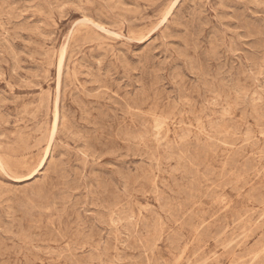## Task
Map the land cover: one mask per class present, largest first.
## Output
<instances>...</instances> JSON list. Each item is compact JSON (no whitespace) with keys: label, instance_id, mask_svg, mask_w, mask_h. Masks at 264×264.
I'll return each mask as SVG.
<instances>
[{"label":"rangeland","instance_id":"374dc122","mask_svg":"<svg viewBox=\"0 0 264 264\" xmlns=\"http://www.w3.org/2000/svg\"><path fill=\"white\" fill-rule=\"evenodd\" d=\"M0 11V264H264V0Z\"/></svg>","mask_w":264,"mask_h":264},{"label":"bare ground","instance_id":"6f19581e","mask_svg":"<svg viewBox=\"0 0 264 264\" xmlns=\"http://www.w3.org/2000/svg\"><path fill=\"white\" fill-rule=\"evenodd\" d=\"M100 1H101V0H100ZM175 1H176V0H175ZM177 1H178V0H177ZM92 4H93V2H92ZM122 4H123V3H122ZM147 7H148V6H147ZM135 9H136V8H135ZM139 9H140V7H139ZM172 9H173V8H172ZM94 10H95V9H94ZM114 10H115V9H114ZM90 11H91V10H90ZM171 11H173V10H171ZM171 11H170V12H171ZM0 12H1V11H0ZM90 13H91V12H90ZM97 13H98V11H97ZM98 14H99V13H98ZM0 15H1V13H0ZM167 16H169V15L167 14L166 17H167ZM96 17H97V16H96ZM86 18H87V17H86ZM86 20H87V19H86ZM87 22H88V21H87ZM163 22H164V21H163ZM171 22H172V21H171ZM80 23H81V22H80ZM88 23H89V22H88ZM90 24L92 25V23H90ZM109 24H110V23H109ZM83 25H84V24H83ZM121 25H122V24H121ZM95 27H96V26H95ZM50 28H51V27H50ZM84 28H85V27H84ZM96 28H97V27H96ZM99 29H100V28H99ZM108 34H109V33H108ZM105 35H106V34H105ZM110 35H111V34H110ZM110 35H109V36H110ZM113 37H115V36H113ZM114 39H115V38H114ZM141 39H142V38H141ZM49 40H50V39H49ZM135 41H136V40H135ZM65 49H66V48H65ZM65 49H64V50H65ZM60 50H61V49H60ZM77 50H79V49H77ZM189 51H190V50H189ZM59 52H60V51H59ZM63 52H64V51H63ZM60 54H61V52L59 53V55H60ZM62 54H63V53H62ZM64 54H65V53H64ZM146 54H147V53H146ZM189 54H190V53H189ZM62 57L64 58L65 56L62 55ZM45 58H46V57H45ZM59 58H60V57H59ZM63 58H62V59H63ZM69 58H70V57H69ZM71 58H72V57H71ZM145 58H146V56H145ZM152 59H153V58H152ZM152 59H151V60H152ZM151 60H150V62L152 63L153 60H152V61H151ZM70 61H71V59H70ZM61 62H63V60H61ZM61 62H60V63H61ZM143 62H146V61H143ZM147 62H149V61H147ZM195 62H196V61H195ZM60 63H59V64H60ZM143 64H144V63H143ZM146 64H147V63H146ZM193 64H194V63H193ZM68 66H69V65H68ZM68 66H66V68H67ZM110 67H111V66H110ZM143 67H144V66H143ZM155 67H156V66H155ZM155 67H154V68H155ZM144 68H145V67H144ZM147 68H148V66H147ZM56 71H57V70H56ZM142 71H145V70H142ZM155 71H156V70H155ZM157 71H158V70H157ZM66 72H68V71H66ZM147 72H148V71H147ZM100 73H101V72H100ZM144 73H145V72H144ZM242 73H243V72H242ZM46 74H47V73H46ZM65 74H67V73H65ZM68 75H69V73H68ZM89 75H90V74H89ZM93 75H94V74H93ZM105 75H106V74H105ZM150 75H151V74H150ZM150 75H149V76H150ZM90 76H91V75H90ZM66 77H67V76H66ZM152 77H153V75H152ZM155 77H156V76H155ZM160 77H161V76H160ZM204 77H205V76H204ZM153 78H154V77H153ZM156 78H157V77H156ZM57 79H58V78H57ZM59 79L61 80V77H60ZM154 79H155V78H154ZM181 79H182V77H181ZM202 79H203V78H202ZM64 81H65V80H64ZM93 81H94V80H93ZM155 81H156V80H155ZM158 81H159V80H158ZM183 81H184V80H183ZM56 82H57V81H56ZM58 82H60V81L58 80ZM117 82H118V81H117ZM146 82H149V81H146ZM185 82H186V81H185ZM149 83H150V82H149ZM154 83H156V82H154ZM183 83H184V82H183ZM56 84H58V83H56ZM179 84H180V83H179ZM63 85H64V84H63ZM72 85H73V84H72ZM143 85H144V84H143ZM150 85H151V84H150ZM153 85H155V84H153ZM157 85H159V84H157ZM56 86H57V85H56ZM105 86H106V85H105ZM38 87H40V85H39ZM70 87H71V86H70ZM114 88H115V87H114ZM153 88H154V87H153ZM153 88H152V89H153ZM181 88H182V87H181ZM117 89H118V88H117ZM185 89H186V88H185ZM193 89H195V88H193ZM235 90H236V89H235ZM136 91H138V90L136 89ZM152 91H153V90H152ZM192 91H193V90H192ZM214 91H215V90H214ZM228 91H229V90H228ZM58 92H59V91H58ZM58 92H57V93H58ZM140 92H141V91H140ZM183 92H184V91H183ZM216 92H217V91H216ZM107 93H108V92H107ZM117 93H118V92H117ZM117 93H116V94H117ZM136 93H137V92H136ZM180 93H182V91H181ZM191 93H192V92H191ZM191 93H190V95H191ZM58 94H60V93H58ZM79 94H80V93H79ZM111 94H112V92H111ZM116 94H115V95H116ZM118 94H119V93H118ZM182 94H183V93H182ZM115 95H114V96H115ZM58 96H59V95H58ZM58 96H57V97H58ZM74 96H75V95H74ZM111 96H112V98H114L113 95H111ZM127 96H128V95H127ZM136 96H137V95H136ZM72 97H73V96H72ZM117 97H118V96H117ZM181 97H182V95H181ZM183 97H185V96H183ZM115 98H116V97H115ZM124 98H125V97H124ZM136 98H137V97H136ZM167 99H168V98H167ZM181 99H182V98H181ZM181 99L179 98L178 101H181ZM204 99H205V98H204ZM58 100H59V99H58ZM64 100H65V99H64ZM111 100H112V99H111ZM238 100H239V99H238ZM116 101H117V99H116ZM146 101H147V100H146ZM204 101H206V100H204ZM220 101H221V100H220ZM56 102H57V98H56ZM181 102H182V101H181ZM117 103H118V102H116V106H117ZM182 103H184V102H182ZM214 103H215V102H214ZM79 104H80V103H79ZM123 104H124V103H123ZM140 105H141V104H140ZM142 105H143V104H142ZM213 105H214V104H213ZM55 106H57V105H55ZM91 106H92V105H91ZM119 106H120V105H119ZM207 106H208V105H207ZM214 106H215V105H214ZM143 107H145V106H143ZM215 107H216V106H215ZM61 108H62V106H61ZM126 108H127V107H126ZM140 108H141V107H140ZM152 108H153V107H152ZM176 108H177V107H176ZM193 108H194V107H193ZM56 109H57V108H56ZM56 109H55V110H56ZM121 109H122V108H121ZM128 109H129V108H128ZM164 109H165V108H164ZM174 109H175V106H174ZM72 110H73V109H72ZM110 110H111V109H110ZM129 110H130V109H129ZM153 110H154V109H153ZM153 110H152V113H153ZM192 110H193V109H192ZM225 110H226V109H225ZM79 111H80V110H79ZM162 111H163V110H162ZM156 112H157V111H156ZM191 112H192V111H191ZM142 113H143V112H142ZM145 113H146V112H145ZM152 113H150V114L152 115ZM154 113H155V112H154ZM114 114H115V113H114ZM123 114H124V113H123ZM128 114H129V113H128ZM128 114H126V117H127ZM130 114H132V113H130ZM166 114H169V113H166ZM257 114H258V113H257ZM69 115H70V114H69ZM140 115H141V114H140ZM170 115H171V114H170ZM56 116H57V115H56ZM91 116H92V115H91ZM99 116H100V115H99ZM124 116H125V115H124ZM144 116H145V115H144ZM144 116H143V117H144ZM148 116H149V115H148ZM148 116H147V117H148ZM161 116H162V115H161ZM161 116H160V117H161ZM168 116H169V115H168ZM32 117H35V116L32 115ZM114 117H115V116H114ZM132 117H133V116H132ZM132 117H131V118H132ZM140 117H141V116H140ZM145 117H146V116H145ZM145 117H144V118H145ZM162 117H163V116H162ZM162 117H161V118H162ZM166 117H167V116H166ZM169 117H170V116H169ZM169 117H168V118H169ZM205 117H206V116H205ZM253 117H254V116H253ZM198 118H199V117H198ZM30 119H31V118H30ZM62 119H63V118H62ZM137 119H138V118H137ZM145 119H146V118H145ZM145 119H144V120H145ZM153 119H154V116H153ZM158 119H159V117H158ZM162 119H163V118H162ZM60 120H61V119H60ZM90 120H91V119H90ZM138 120H139V119H138ZM141 120H143V118H142ZM141 120H139V121H141ZM169 120H170V119H169ZM180 120H181V119H180ZM210 120H211V119H210ZM254 120H255V119H254ZM257 120H258V119H257ZM257 120H256V121H257ZM106 121H107V120H106ZM147 121H149V120H147ZM158 121H159V120H158ZM164 121H165V120H164ZM164 121H163V122H164ZM211 121H212V120H211ZM21 122H22V121H21ZM62 122H63V120H62ZM66 122H67V121H66ZM93 122H94V121H93ZM151 122H152V121H151ZM161 122H162V120H161ZM5 123H6V122H5ZM54 123H55V122H54ZM82 123H83V122H82ZM96 123H97V122H96ZM101 123H102V122H101ZM106 123H108V122H106ZM111 123H112V122H111ZM193 123H195V122H193ZM13 124H14V123H13ZM64 124H65V123H64ZM113 124H114V123H113ZM118 124H119V123H118ZM137 124H138V123H137ZM139 124H141V123H139ZM139 124H138V125H139ZM162 124H163V123H162ZM100 125H101V124H100ZM165 125H166V124H165ZM199 125H200V124H199ZM221 125H222V124H221ZM234 125H235V124H234ZM54 126H55V125H54ZM95 126H96V125H95ZM102 126H103V124H102ZM104 126H105V125H104ZM109 126H110V125H109ZM109 126H108V127H109ZM112 126H113V125H112ZM226 126H227V125H226ZM56 127H57V125H56ZM70 127H71V126H70ZM70 127H69V128H70ZM217 127H218V126H216V128H217ZM224 127H225V126H224ZM227 127H228V126H227ZM66 128H67V127H66ZM111 128H112V127H111ZM156 128H157V127H156ZM162 128H163V127H162ZM167 128H168V127H167ZM187 128H188V127H187ZM189 128H190V127H189ZM198 128H199V127H198ZM53 129H54V128H53ZM121 129H122V128H121ZM175 129H176V128H175ZM109 130H110V129H109ZM109 130L107 131L108 133H110ZM118 130H120V128H119ZM118 130H117V132H118ZM161 130H162V129H161ZM189 130H190V129H189ZM74 131H75V130H74ZM112 131H113V129H112ZM76 132H77V131H76ZM102 132H103V130H102ZM104 132L106 133V131H104ZM121 132H122V131H121ZM159 132H161V131H159ZM189 132H190V131H189ZM205 132H206V131H205ZM90 133H91V132H90ZM111 133H112V132H111ZM111 133H110V134H111ZM153 133H154V132H153ZM153 133H152V134H153ZM163 133H165V132H163ZM225 133H226V132H225ZM51 134H52V133H51ZM106 134H107V133H106ZM168 134H169V133H168ZM180 134H181V133H180ZM217 134H219V133H217ZM261 134H263V133H261ZM54 135H55V134H54ZM77 135H78V134H77ZM107 135H108V134H107ZM116 135H117V134H116ZM133 135H134V134H133ZM153 135H154V134H153ZM90 136H91V135H90ZM110 136H111V135H110ZM105 137H106V136H104L103 139H104ZM179 137H180V136H179ZM179 137H178V138H179ZM181 137H182V135H181ZM132 138H133V137H132ZM149 138H150V137H149ZM220 138H224V137L221 136ZM232 138H234V137H232ZM52 139H54V138L52 137ZM156 139H157V138H156ZM179 139H180V138H179ZM245 139H246V138H245ZM12 140H13V139H12ZM92 140H93V139H92ZM92 140H89V143H91L90 141H92ZM106 140H107V139H106ZM108 140H109V139H108ZM158 140H159V139H158ZM222 140H223V139H222ZM51 141H52V140H51ZM109 141H111V140H109ZM119 141H120V139H119ZM178 141H179V140H178ZM211 141H212V140H211ZM245 141H246V140H245ZM247 141H248V140H247ZM52 142H53V141H52ZM111 142H112V141H111ZM124 142H125V141H124ZM229 142H230V141H229ZM96 143H97V142H96ZM112 143H113V142H112ZM223 143H224V142H223ZM125 144H128V143H125ZM132 144H133V143H132ZM162 144H163V143H162ZM214 144H215V143H214ZM230 144H232V142H231ZM50 145H52V144L50 143ZM108 145H109V144H108ZM177 145H178V144H177ZM216 145H217V143H216ZM220 145H222V144H220ZM256 145H257V144H256ZM111 146H112V145H111ZM131 146H132V145H131ZM131 146H130V147H131ZM186 146H187V145H186ZM190 146H191V144H190ZM195 146H196V145H195ZM234 146H235V145H234ZM103 147H104V146H103ZM136 147H138V146H136ZM139 147H140V146H139ZM177 147H178V146H177ZM196 147H197V146H196ZM199 147H200V146H199ZM224 147H225V146H224ZM245 147H246V146H245ZM256 147H257V146H256ZM126 148H127V147H126ZM131 148H132V147H131ZM145 148H146V147H145ZM175 148H176V147H175ZM194 148H195V147H194ZM138 149H139V148H138ZM179 149H181V148H179ZM183 149H184V147H183ZM191 149H192V148H191ZM204 149H205V148H204ZM216 149H218L217 146H216ZM216 149H215V150H216ZM242 149H245V148L243 147ZM242 149H240V151H241ZM252 149H254V148H252ZM262 149H263V148H262ZM99 150H100V149H99ZM207 150H208V149H207ZM46 151H47V150H46ZM170 151H171V150H170ZM175 151H176V150H175ZM183 151H184V150H183ZM183 151H182V152H183ZM196 151H197V150H196ZM211 151H212V150H211ZM49 152H50V151H49ZM173 152H174V151H173ZM176 152H177V151H176ZM182 152H181V153H182ZM185 152H186V151H185ZM200 152H201V151H200ZM213 152H214V151H213ZM154 153H156V152H154ZM154 153H153V154H154ZM177 153H178V152H177ZM177 153H175V154H177ZM187 153H189V152H187ZM201 153H202V152H201ZM204 153H205V152H204ZM206 153H207V152H206ZM224 153H225V152H224ZM237 153H238V151H237ZM47 154H48V153H47ZM156 154H157V153H156ZM183 154H184V152H183ZM151 155H152V154H151ZM179 155L181 156V154H179ZM188 155H189V154H188ZM204 156L206 157V155H204ZM45 157H47V156H45ZM187 157H188V156H186V159H187ZM51 158H52V157H51ZM152 158H153V157H152ZM181 158H182V157H181ZM184 158H185V157H184ZM45 159H46V158H45ZM168 159H169V158H168ZM191 159H192V158H191ZM261 159H262V158H261ZM263 159H264V156H263ZM47 160H48V159H47ZM150 160H151V159H150ZM188 160H189V159H188ZM247 160H248V159H247ZM256 160H257V159H256ZM44 161H45V160H44ZM192 161H194V160H192ZM197 161H198V160H197ZM226 161H227V160H226ZM260 161H261V160H260ZM0 162H1V161H0ZM190 162H191V161H190ZM228 163H229V162H228ZM1 164H2V163H1ZM1 164H0V165H1ZM51 164H52V163H51ZM60 164H61V163H60ZM192 164H193V163H192ZM226 164H227V163H226ZM47 165H48V164H47ZM188 165H189V164H188ZM194 165H195V164H194ZM233 165H234V164H233ZM49 166H50V165H49ZM49 166H48V167H49ZM58 166H59V165H58ZM196 166H197V165H196ZM198 166H199V164H198ZM201 166H202V165H201ZM227 166H228V165H227ZM230 166H231V165H230ZM247 166H249V165H247ZM50 167L53 168L52 165H51ZM233 167H234V166H233ZM245 167H246V166H245ZM184 168H185V167H184ZM231 168H232V167H231ZM212 169H213V168H212ZM247 169H248V167H247ZM247 169H246V170H247ZM249 169H250V168H249ZM49 170H50V169H49ZM53 170H54V169H53ZM56 170H57V169H56ZM61 170H62V169H61ZM139 170H141V169H139ZM180 170H182V169H180ZM197 170H198V169H197ZM197 170H196V171H197ZM3 171H4V170H3ZM38 171H39V170H38ZM45 171H46V170H45ZM50 171H51V170H50ZM178 171H179V170H178ZM192 171H193V170H192ZM247 171H248V170H247ZM48 172H49V171H48ZM244 172H245V171H244ZM250 172H251V171H250ZM250 172H249V173H250ZM254 172H255V171H254ZM3 173H4V172H3ZM57 173H59V170H58ZM60 173H61V172H60ZM192 173H193V172H192ZM205 173H206V172H205ZM49 174H51V173H49ZM142 174H143V173H142ZM198 174H199V173H198ZM203 174H204V173H203ZM206 174H207V173H206ZM210 174H211V172H210ZM6 175H7V173H6ZM38 175H39V174H38ZM58 175H59V174H58ZM143 175H144V174H143ZM146 175H148V173H147ZM158 175H159V174H158ZM183 175H184V174H183ZM9 176H10V175H9ZM33 176H34V175H33ZM207 176H208V175H207ZM222 176H223V175H222ZM44 177H45V176H44ZM59 177H60V175H59ZM142 177H143V176H142ZM148 177H149V176H148ZM193 177H194V176H193ZM258 177H259V176H258ZM8 178H9V177H8ZM61 178H62V177H61ZM136 178H137V177H136ZM136 178H135V179H136ZM199 178H200V177H199ZM206 178H207V177H206ZM219 178H222V177H219ZM127 179H128V178H127ZM137 179H138V178H137ZM137 179H136V180H137ZM143 179H144V178H143ZM189 179H190V178H189ZM207 179H208V178H207ZM22 180H23V179H22ZM61 180H64V179H61ZM138 180H139V179H138ZM14 181H15V180H14ZM142 181H143V180H142ZM142 181H141V182H142ZM145 181H146V180H145ZM185 181H186V180H185ZM189 181H190V180H189ZM191 182H192V181H191ZM193 182H194V181H193ZM145 183H147V182H145ZM67 184H68V183H67ZM190 184H191V183H190ZM3 185H4V183H3ZM7 185H8V184H7ZM33 185H34V184H33ZM191 185H192V184H191ZM194 185H195V183H194ZM64 186H65V185H64ZM107 186H108V185L106 184V187H107ZM3 187H4V186H3ZM6 187H7V186H6ZM155 187H156V186H155ZM162 187H163V186H162ZM190 187H191V186H190ZM8 188H9V186H8ZM32 188H33V186H32ZM113 188H114V186H113ZM100 189H101V187H100ZM187 189H188V188H187ZM192 189L194 190V188H192ZM201 189H202V188H201ZM6 190H8V189H6ZM27 190H28V189H27ZM107 190H108V189H107ZM156 190H157V189H156ZM18 191H19V190H18ZM138 191H140V190H138ZM195 191H196V190H195ZM106 192H107V191H106ZM115 192H117V191H115ZM153 192H154V191H153ZM214 192H215V191H214ZM16 193H17V192H16ZM19 193H20V192H19ZM184 193H186V192H184ZM25 194H26V193H24V195H25ZM27 194H28V192H27ZM96 194H97V193H96ZM182 194H183V193H182ZM15 195H16V194H15ZM19 195H21V194H19ZM155 195H156V194H155ZM176 195H177V193H176ZM176 195H175V196H176ZM183 195H184V194H183ZM198 195H199V194H198ZM16 196H17V195H16ZM62 196H63V195H62ZM112 196H113V195H112ZM178 196H179V195H178ZM191 196H192V195H190V197H191ZM26 197L28 198L27 195H26ZM113 197H114V196H113ZM118 197H119V196H118ZM190 197H189V199H190ZM193 197H194V196H193ZM201 197H202V196H201ZM208 197H209V195H208ZM221 197H222V196H221ZM100 198H102V197H100ZM106 198H107V197H106ZM180 198H181V197H180ZM204 198H205V196H204ZM59 199H60V198H59ZM157 199H158V198H157ZM189 199H188V200H189ZM191 199H192V197H191ZM207 199H209V198H207ZM210 199H211V198H210ZM258 199H259V198H258ZM111 200H112V199H111ZM259 200H260V199H259ZM261 200H262V199H261ZM54 201H55V200H54ZM62 201H63V200H62ZM99 201H100V200H99ZM52 202H53V201H52ZM110 202H111V201H110ZM188 202H189V201H188ZM258 202H259V201H258ZM97 203H98V202H97ZM117 203H118V202H117ZM117 203H116V204H117ZM110 204H111V203H110ZM189 204H190V203H189ZM189 204H188V206H189ZM54 205H55V203H54ZM124 205H126V204H124ZM190 205H191V204H190ZM193 205H194V204H193ZM24 206H25V205H24ZM110 206H111V205H110ZM115 206H116V205H115ZM184 206H185V205H184ZM40 207H41V206H40ZM63 207H64V206H63ZM108 207H109V206H106L105 208H108ZM122 207H124V206L122 205ZM43 208H44V207H43ZM43 208H42V209H43ZM49 208H51V207H49ZM110 208H111V207H110ZM112 208H114V207H112ZM143 208H144V207H143ZM259 208H260V207H259ZM34 209H35V207H34ZM45 209H46V207H45ZM71 209H72V208H71ZM123 209H124V208H123ZM151 209H152V208H151ZM168 209H170V208H168ZM262 209H263V208H262ZM28 210H30V209H28ZM119 210H120V209H118V211H119ZM130 210H132V209H130ZM144 210H145V209H144ZM178 210H181V209H178ZM49 211H50V209H49ZM55 211H56V210H55ZM57 212H58V211H57ZM57 212H56V213H57ZM247 212H248V211H247ZM21 213H22V212H21ZM101 213H102V212H101ZM139 213H140V212H139ZM145 213H146V212H145ZM260 213H261V212H260ZM58 214H59V213H58ZM114 214H115V213H114ZM188 214H189V213H188ZM109 215H110V214H109ZM173 215H174V214H173ZM253 215H254V214H253ZM123 216H124V215H123ZM176 216H177V215H176ZM199 216H200V215H199ZM181 217H182V216H181ZM194 217H195V216H194ZM197 217H198V216H197ZM76 218H77V217H76ZM118 218H119V216H118ZM120 218H121V217H120ZM32 219H33V218H32ZM121 219H122V218H121ZM123 219H124V217H123ZM129 219H130V218H129ZM144 219H145V218H144ZM224 219H225V217H224ZM246 219H247V218H246ZM41 220H42V219H41ZM104 220H106V219H104ZM119 220H120V219H119ZM127 220H128V218H127ZM146 220H147V219H146ZM183 220H184V219H183ZM193 220H194V219H193ZM18 221H19V220H18ZM18 221H17V222H18ZM69 221H70V220H69ZM71 221H72V220H71ZM116 221H117V220H116ZM116 221H115V223H116ZM120 221H121V220H120ZM124 221H125V220H124ZM147 221H148V220H147ZM234 221H235V219H234ZM32 222H33V221H32ZM76 222H77V221H76ZM76 222H74V223H76ZM129 222H130V221H128V222H126V223H129ZM14 223H15V222H14ZM39 223H40V222H39ZM105 223H107V222H105ZM120 223H121V222H120ZM130 223H131V222H130ZM130 223H129V224H130ZM145 223H146V226H147V223H148V222H145ZM31 224H33V223H31ZM111 224H112V223H111ZM155 224H156V223H155ZM16 225H18V224H16ZM20 225H21V224H20ZM36 225H37V224H36ZM36 225H35V226H36ZM76 225H77V224H76ZM160 225H161V224H160ZM238 225H239V224H238ZM18 226H19V225H18ZM40 226H41V224H40ZM40 226H39V227H40ZM77 226H78V225H77ZM129 226H130V225H129ZM16 227H17V226H16ZM206 227H207V226H206ZM237 227H238V226H237ZM32 228H33V226H32ZM37 228H38V227H37ZM117 228H118V227H117ZM146 228H148V227H146ZM149 228H150V227H149ZM154 228H155V227H154ZM250 228H251V227H250ZM260 228H261V227H260ZM260 228H259V229H260ZM14 229H15V228H14ZM14 229H13V230H14ZM18 229H19V228H18ZM21 229H23V227H22ZM28 229H29V228H28ZM52 229H53V228H52ZM131 229H133V228H131ZM129 230H130V229H129ZM155 230H156V229H155ZM157 230H158V229H157ZM218 230H219V229H218ZM228 230H229V229H228ZM236 230H237V229H236ZM16 231H17V230H16ZM47 231H49V230H47ZM54 231H55V230H54ZM83 231H84V230H83ZM246 231H247V230H246ZM256 231H257V230H256ZM12 232H13V231H12ZM31 232H32V230H31ZM37 232H39V231H37ZM127 232H128V231H127ZM130 232H131V231H130ZM132 232H133V231H132ZM148 232H149V231H148ZM148 232H146V233H148ZM160 232H162V231H160ZM217 232H218V231H217ZM23 233H24V232H23ZM26 233H27V232H26ZM33 233H36V231L33 232ZM51 233H52V232H51ZM59 233H60V231H59ZM118 233H119V232H118ZM128 233H129V232H128ZM155 233H156V232H155ZM162 233H163V232H162ZM12 234H13V233H12ZM52 234H54V233H52ZM60 234H61V233H60ZM130 234H132V233H130ZM140 234H141V233H140ZM150 234H151V233H150ZM160 234H161V233H160ZM160 234H159V235H160ZM210 234H211V233H210ZM218 234H220V233H218ZM249 234H250V233H249ZM252 234H253V233H252ZM13 235H14V234H13ZM17 235H18V233H17ZM31 235H32V234H31ZM113 235H114V234H113ZM113 235H112V236H113ZM159 235H158V236H159ZM28 236H29V235H28ZM63 236H64V235H63ZM132 236H135V235L133 234ZM141 236H142V235H141ZM143 236H144V235H143ZM146 236H147V234H146ZM150 236H151V235H150ZM156 236H157V235H156ZM38 237H39V236H38ZM52 237H53V236H52ZM161 237H162V236H161ZM170 237H171V236H170ZM221 237H222V236H221ZM221 237H220V238H221ZM246 237H247V235H246ZM246 237H245V238H246ZM30 238H31V237H30ZM134 238H135V237H134ZM134 238H133V239H134ZM249 238H250V237H249ZM26 239H29V238H26ZM60 239H61V238H60ZM85 239H87V238H85ZM140 239H141V238H140ZM142 239H143V237H142ZM148 239H149V238H148ZM179 239H180V238H179ZM11 240H12V239H11ZM157 240H159L158 242H160V239H159V238H158ZM181 240H182V239H181ZM241 240H242V239H241ZM128 241H129V240H128ZM147 241H148V240H147ZM149 241H152V239L149 240ZM242 241H243V240H242ZM55 242H56V241H55ZM145 242H146V241H145ZM152 242H153V241H152ZM3 243H4V241H3ZM11 243H12V242H11ZM34 243H35V241H34ZM38 243H39V242H38ZM153 243H154V242H153ZM153 243H152V245H153ZM9 244H10V242H9ZM43 244H44V243H43ZM109 244H110V242H109ZM1 245H2V244H0V246H1ZM13 245H14V244H13ZM44 245H45V244H44ZM76 245H77V244H76ZM110 246H111V245H110ZM148 246H149V245H148ZM153 246H155V245H153ZM258 246H259V245H258ZM68 247H69V246H68ZM74 247H75V246H74ZM116 247H117V246H116ZM142 247H143V246H142ZM171 247H172V246H171ZM174 247H175V246H174ZM234 247H236V246H234ZM242 247H243V246H242ZM242 247H240V248H242ZM1 248H2V247H1ZM44 248H46V247H44ZM20 249H21V248H20ZM20 249H19V251H20ZM66 249H69V248H66ZM116 249H117V248H115V251H116ZM144 249H146V248H144ZM150 249L152 250L151 247L149 248V250H150ZM177 249H178V247H177ZM177 249H176V250H177ZM224 249H225V248H224ZM230 249H231V248H230ZM232 249H233V246H232ZM9 250H10V249H9ZM71 250H72V249H71ZM74 250H75V249H74ZM142 250H143V249H142ZM171 250H173V249H171ZM174 250H175V249H174ZM178 250H179V249H178ZM15 251H16V250H15ZM52 251H53V250H52ZM55 251H57V250H55ZM117 251H118V250H117ZM146 251H147V250H145V252H146ZM154 251H155V250H154ZM154 251H153V252H154ZM201 251H202V250H201ZM222 251H224V250H222ZM230 251H231V250H230ZM4 252H7V251H4ZM151 252H152V251H151ZM252 252H254V251H252ZM55 253H56V252H55ZM147 253H150V252H147ZM151 254H152V253H151ZM197 254H199V253H197ZM89 255H90V254H89ZM142 255H143V254H142ZM152 255H153V254H152ZM19 256H20V255H19ZM66 256H67V255H66ZM71 256H72V255H71ZM179 256H180V254H179ZM194 256H195V254H194ZM194 256H193V257H194ZM240 256H241V255H240ZM245 256H246V253H245ZM245 256H244V257H245ZM16 257H17V256H16ZM64 257H65V256H64ZM90 257H91V256H90ZM241 257H242V256H241ZM258 257H259V256H258ZM2 258H4V257H2ZM67 258H68V257H67ZM72 258H74V257H72ZM72 258L70 257V259H72ZM86 258H88V257L86 256ZM115 258H116V257H115ZM88 259H89V258H88ZM88 259H87V260H88ZM152 259H153V258H152ZM194 259H195V258H194ZM258 259H259V258H258ZM67 260H68V259H67ZM72 260H73V259H72ZM75 260H76V259H75ZM79 260H80V259H79ZM99 260H100V259H99ZM158 260H159V259H158ZM197 260L200 261V259H198V257H197ZM35 261H37V260H35ZM76 261H77V260H76ZM76 261L74 262L75 264L77 263ZM80 261H81V260H80ZM97 261H98V260H97ZM100 261H101V260H100ZM113 261H114V260H113ZM115 261H116V260H115ZM190 261H191V260H190ZM249 261H250V260H249ZM257 261H258V260H257ZM32 262H33V261H32ZM39 262H40V261H39ZM41 262H42V261H41ZM84 262H85V261H84ZM98 262H99V261H98ZM141 262H142V261H141ZM188 262H189V261H188ZM195 262H196V261H195ZM4 263H5V262H4ZM80 263H81V262H80ZM80 263H79V264H80ZM189 263H190V262H189ZM196 263H197V262H196ZM198 263H199V262H198ZM198 263H197V264H198ZM244 263H245V262H244ZM151 264H153V263H151ZM187 264H188V263H187ZM233 264H235V263H233ZM241 264H243V263H241Z\"/></svg>","mask_w":264,"mask_h":264}]
</instances>
